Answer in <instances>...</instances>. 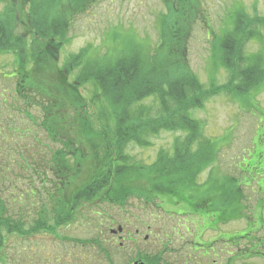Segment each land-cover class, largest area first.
Listing matches in <instances>:
<instances>
[{"label": "trees", "instance_id": "obj_1", "mask_svg": "<svg viewBox=\"0 0 264 264\" xmlns=\"http://www.w3.org/2000/svg\"><path fill=\"white\" fill-rule=\"evenodd\" d=\"M3 1L0 54L11 52L20 70L29 62L33 65L36 71L32 74H19L16 94L26 111L36 108L41 112L39 128L61 148L52 155L54 168L49 166L56 180L54 192L48 193L49 207L42 206L36 218L28 223L15 217L14 209L0 198V235L4 231L7 235L29 236L43 232L50 221L53 222L50 232L54 233L71 221L80 205L99 199V194L102 199L122 196L118 204L133 197L148 205L187 203L183 194L195 185L201 172L212 167L219 151L214 144L211 148L212 141L203 134V123L193 119L190 111L202 109L218 94L243 98L263 82L262 51L246 56L244 48L249 42L264 39V16H250L240 6L234 10L231 26L218 37L214 35L212 45L213 54H217L215 60L228 71L230 80L223 86L213 83L205 87L190 73L184 60L191 25L199 20L197 15L202 9L199 0H164L169 17L173 18L169 22L166 17L160 26L159 47L144 49L143 44L127 40L120 50L117 48L114 54L105 56L93 54L91 47H85L68 56L62 68L53 64L67 42L63 39L71 18L85 13L98 0ZM36 73L42 76L32 82ZM82 89L99 97L98 102L104 105L98 128L89 121L86 106L81 102ZM151 96L159 102L160 114L156 119L150 107L141 104ZM26 118L35 124L36 120L28 113ZM109 122L113 125L112 142ZM162 131L183 134L174 141L172 153L160 152L155 163L148 167L131 163L124 152L126 146L130 143L147 146L146 138ZM84 140L97 144L104 159L115 153L117 165L105 174L99 169L82 187L81 166L86 158L80 154L79 146ZM213 169L209 170L210 176Z\"/></svg>", "mask_w": 264, "mask_h": 264}, {"label": "rangeland", "instance_id": "obj_2", "mask_svg": "<svg viewBox=\"0 0 264 264\" xmlns=\"http://www.w3.org/2000/svg\"><path fill=\"white\" fill-rule=\"evenodd\" d=\"M199 1L202 9L197 15L199 20L191 25L184 60L190 73L202 85L209 87L214 83L223 86L230 80V74L215 60L217 54L212 52L213 37H218L225 28L231 26V17L239 6L250 16H264V0ZM3 10L4 1L0 0V15ZM166 17H169V13L164 0H98L88 11L71 18L63 39L67 42L61 46L60 56L53 66L62 68L66 56L76 55L85 47H91L93 54L100 53L102 56L114 54L117 48L120 50L126 45L127 40L143 44L144 49L147 46L159 47L160 26ZM172 18L169 17V22ZM18 32L22 33L20 30ZM113 40L117 44H111ZM260 50L264 55V39L247 43L244 54L254 55ZM14 60L16 58L11 52L0 54V198L14 209L15 217L31 223L42 206L49 207L48 193L54 192L53 184L56 182L49 166L54 168L52 155L58 152L61 145L49 140L39 128L41 112L36 108L26 111L23 101L17 96L19 74H32L36 70H33L30 62L24 70H20ZM41 76L36 73L33 78L35 81L32 82ZM80 91L88 119L98 128L104 105L98 102L99 97L89 91ZM157 102L151 96L141 103L142 106L150 107L153 119L160 114ZM27 113L36 120L35 124L26 118ZM190 116L203 123V134L212 141L211 148L213 144L219 147L214 164L198 175L194 181L196 186L203 191H210L204 190L202 185L207 179H230L237 191H245V185H263L261 180L264 181V177L258 175L264 173L261 171L264 166H256V159L264 160V80L259 87L251 88L243 98H232L225 94L214 96L203 105L202 110H191ZM109 126V140L112 142L111 122ZM182 136L179 132L162 131L147 137V146L130 143L124 152L131 163L139 164L142 168L148 167L155 163L160 152L170 155L174 141ZM89 143L84 140L79 146L80 154L86 158L81 166L84 167L82 187L99 169L105 174L117 165L115 153L104 159L100 155L101 148ZM69 162L75 165L73 160ZM212 168L211 178H208ZM97 198L89 204L80 205L71 221L58 227L54 233L50 232L52 221L48 228L42 229L43 232L38 231L29 236L7 235L2 231L0 264H128L141 253L154 255L165 247L183 252L198 227L203 241L214 237L213 234L242 233L248 225L245 219L252 218L249 211L255 215L257 213L251 208L246 210L253 203L243 199L237 204L238 210H230L234 214L238 211L236 216H231V221L236 219L233 222L235 224L218 223L215 231H211L203 229L201 226L204 222L198 217V221H195L196 216H177L180 210L173 205L168 207L155 203V206H150L135 197L120 204L118 202L122 196L102 199L99 194ZM197 198L200 201L207 200L208 193L202 192ZM233 205V209H236L237 205ZM238 219L240 222H237ZM118 226L122 227V233L113 235L111 230L116 231ZM175 229L178 231L175 232ZM135 230H138V236ZM146 236L147 240L144 239ZM71 240L96 241L103 253L94 250L93 246H81Z\"/></svg>", "mask_w": 264, "mask_h": 264}, {"label": "flooded vegetation", "instance_id": "obj_3", "mask_svg": "<svg viewBox=\"0 0 264 264\" xmlns=\"http://www.w3.org/2000/svg\"><path fill=\"white\" fill-rule=\"evenodd\" d=\"M261 182L263 185L257 183L254 187L245 185V191H237L236 187L229 185L212 187L208 192L207 209L202 208L201 212L199 209L202 207V203L199 202V199L195 198L194 201L184 194L183 198L187 200V203H179L175 207L180 210L179 213H176L177 216H196L195 221H198V217L204 222L201 226L203 229L215 231V226L218 223L235 224L233 222L236 219L231 221V216H236L238 211L235 212L236 214L231 211L238 210L237 204L241 200L250 201L253 204L246 210L251 208V210H257V213L255 215L249 211L252 218L245 219L248 224L246 231L239 234H213L214 237L203 241L198 227L194 230V234L191 236L192 240L190 243L187 242L183 252L178 253L177 250L165 247L154 255L141 253L131 261V264H264V181L261 180ZM162 204L168 207L171 205ZM233 204L237 205L236 209H233ZM237 222H240L239 219ZM177 231L175 229V232ZM135 235H139L138 230H135ZM117 238L123 240L121 237ZM144 239L147 240V236ZM119 247L123 248L122 244H119Z\"/></svg>", "mask_w": 264, "mask_h": 264}, {"label": "water", "instance_id": "obj_4", "mask_svg": "<svg viewBox=\"0 0 264 264\" xmlns=\"http://www.w3.org/2000/svg\"><path fill=\"white\" fill-rule=\"evenodd\" d=\"M119 231H121V230L119 229Z\"/></svg>", "mask_w": 264, "mask_h": 264}]
</instances>
